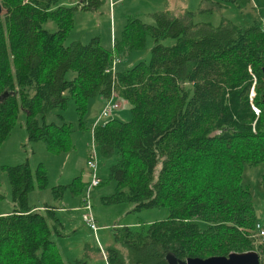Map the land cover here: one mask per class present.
Returning <instances> with one entry per match:
<instances>
[{"label":"trees","instance_id":"trees-1","mask_svg":"<svg viewBox=\"0 0 264 264\" xmlns=\"http://www.w3.org/2000/svg\"><path fill=\"white\" fill-rule=\"evenodd\" d=\"M104 1L0 0V144L23 110L28 141L67 152L70 123H45V115L64 110L69 97L82 129L89 99L118 98L130 118L90 126L98 158L108 162L96 186L115 184L100 201L131 204L134 211L165 207L167 215L114 229L105 263L166 264L167 253L184 260L253 250L259 221L243 170L264 163L262 21L242 27L222 19L214 26L194 22L190 10L163 9L152 12L151 24L125 18L110 48L98 37L63 45L75 12ZM212 2L224 7L237 0ZM47 20L55 30L42 28ZM147 36L153 41L148 61L124 69L117 62L111 73L112 59L143 49ZM5 172L11 209L0 214V264H86L64 262L50 238L63 235L62 208L27 202L28 192L47 183L41 166L31 170L25 161ZM85 186L75 176L50 189L55 201L66 190L77 196L83 213ZM256 248L264 255V243Z\"/></svg>","mask_w":264,"mask_h":264},{"label":"rangeland","instance_id":"rangeland-1","mask_svg":"<svg viewBox=\"0 0 264 264\" xmlns=\"http://www.w3.org/2000/svg\"><path fill=\"white\" fill-rule=\"evenodd\" d=\"M163 9L174 10L175 13L177 12L176 14L190 10L193 12L194 22H209L214 26L219 25L222 19H227L242 27L253 24L255 20H261L264 25V0H237L236 4L224 7L217 6L212 0H122L120 3L111 5L110 11L108 0H106L96 10L75 12L73 26L64 39L63 45H68L73 41L86 43L92 37H98L100 45L110 48L112 41L110 44L106 43L110 28H112V38L118 37L125 18L128 16L137 17L140 21L151 24L153 23L152 12ZM42 28L53 31L55 24L53 21L47 20L42 24ZM161 43L168 45L170 40L164 39ZM152 44V38L147 36L144 48L123 54L119 57L116 68L124 69L136 62L148 61ZM72 76V72L66 74L67 79H71ZM252 94L251 92L250 95ZM113 101L118 103V109L112 110L107 117L99 119L98 123H103L110 118L122 121L130 118L128 104L118 98H114ZM104 104L105 101L98 97L87 101L86 112L83 116L85 125L82 129L77 126V115L69 97L66 99L64 110L54 109L45 115L43 119L45 123H70L72 128L71 147L67 152L52 153L45 148L41 141H28L23 126V110L17 113L14 126L0 144V213L8 211L11 207L5 167L25 161L31 170L40 165L47 183L43 189L35 188L28 192L27 202L37 208H40L44 203L62 208L60 212H57V215L61 221L63 235H51L50 238L64 262H73L83 258L86 264H106L100 250L102 249L104 254L106 248L113 245L114 229L127 226V224L151 223L162 220L167 215L165 207L134 211L132 210L133 206L127 203L102 204L100 197L111 193L115 185L111 180H104L89 190L91 213L98 226V229L93 233L81 220L82 211L77 209L79 205L77 196H71L66 190L61 200L53 199L50 188L55 185L67 184L75 176H80L81 181L87 185L89 170L85 166V161L93 144L90 126L102 112ZM254 111L257 112V109L255 108ZM38 121L41 123L40 117H38ZM96 164V174L102 180L105 177L108 162L102 161L97 155ZM262 174H264V163L245 166L243 170L244 179L249 184L252 193L257 219L264 229ZM85 188L83 194H85ZM263 243L264 240L254 236L255 248ZM255 248L253 250L263 258L264 255L259 253L261 250Z\"/></svg>","mask_w":264,"mask_h":264},{"label":"built area","instance_id":"built-area-1","mask_svg":"<svg viewBox=\"0 0 264 264\" xmlns=\"http://www.w3.org/2000/svg\"><path fill=\"white\" fill-rule=\"evenodd\" d=\"M117 61H118L117 58H113L112 59L111 66L109 68L111 73L114 72V65H115V63H117ZM104 101H105V104L102 107V112L97 117V119L94 121V123H92V126L97 124L99 119H101L103 117H107L109 115V113L112 110L116 109L117 106H118L117 103L114 102L111 98L105 99ZM85 166L89 170V180L87 182L84 200H83V202L80 205V209L83 210V213L81 214V220L85 223V225L93 233H95V231L98 229V226L96 225V221L93 218L92 213H91V205H90V202H89V195H88L89 194V190L92 187L96 186L97 183H98V176L96 174V169H97L96 155H95L93 146L91 147V149L89 151L88 157H87V159L85 161ZM254 236L260 238L261 240H264V229L262 228L260 223H257L255 225L254 234L252 235L253 239H254ZM100 252L103 255L102 249L100 250Z\"/></svg>","mask_w":264,"mask_h":264},{"label":"water","instance_id":"water-1","mask_svg":"<svg viewBox=\"0 0 264 264\" xmlns=\"http://www.w3.org/2000/svg\"><path fill=\"white\" fill-rule=\"evenodd\" d=\"M1 12L2 8L0 5V14ZM262 73L264 75V66L262 67ZM261 97L264 106V89ZM165 261L166 264H264V256L261 260L260 255L255 250H249L244 252H231L227 255H213L206 258L188 257L181 260L173 254L167 253L165 255Z\"/></svg>","mask_w":264,"mask_h":264},{"label":"crops","instance_id":"crops-1","mask_svg":"<svg viewBox=\"0 0 264 264\" xmlns=\"http://www.w3.org/2000/svg\"><path fill=\"white\" fill-rule=\"evenodd\" d=\"M106 1V0H105ZM104 1V2H105ZM122 0H108V7H109V11H110V7H111V5L113 6L114 5V3H120ZM112 27H113V24H112ZM113 32H114V29H113ZM112 28H110V33H109V36H108V40H107V44H110V41H112ZM111 45H112V42H111ZM111 47V46H110ZM117 113H119L118 111H116ZM8 136V135H7ZM4 141V140H3ZM2 141V142H3ZM10 206H11V203H10ZM10 209H11V207H10ZM10 209L8 210V211H5V212H1L0 214H5V213H7V212H9L10 211ZM127 225H133V224H127Z\"/></svg>","mask_w":264,"mask_h":264},{"label":"bare ground","instance_id":"bare-ground-1","mask_svg":"<svg viewBox=\"0 0 264 264\" xmlns=\"http://www.w3.org/2000/svg\"><path fill=\"white\" fill-rule=\"evenodd\" d=\"M99 122V121H98ZM93 146V149H94V152H95V155H96V161H97V154H96V149H95V146L92 144Z\"/></svg>","mask_w":264,"mask_h":264},{"label":"flooded vegetation","instance_id":"flooded-vegetation-1","mask_svg":"<svg viewBox=\"0 0 264 264\" xmlns=\"http://www.w3.org/2000/svg\"><path fill=\"white\" fill-rule=\"evenodd\" d=\"M263 258H261V260H262ZM262 262V261H261Z\"/></svg>","mask_w":264,"mask_h":264}]
</instances>
